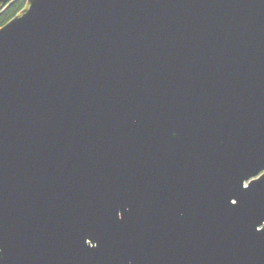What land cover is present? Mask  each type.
<instances>
[{"label": "water", "instance_id": "water-1", "mask_svg": "<svg viewBox=\"0 0 264 264\" xmlns=\"http://www.w3.org/2000/svg\"><path fill=\"white\" fill-rule=\"evenodd\" d=\"M0 264H264V0H28Z\"/></svg>", "mask_w": 264, "mask_h": 264}, {"label": "trees", "instance_id": "trees-1", "mask_svg": "<svg viewBox=\"0 0 264 264\" xmlns=\"http://www.w3.org/2000/svg\"><path fill=\"white\" fill-rule=\"evenodd\" d=\"M28 0H15L0 10V28L17 16L26 6Z\"/></svg>", "mask_w": 264, "mask_h": 264}]
</instances>
